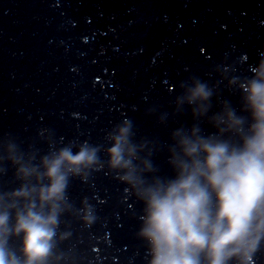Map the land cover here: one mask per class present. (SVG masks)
<instances>
[{"label": "water", "instance_id": "95a60500", "mask_svg": "<svg viewBox=\"0 0 264 264\" xmlns=\"http://www.w3.org/2000/svg\"><path fill=\"white\" fill-rule=\"evenodd\" d=\"M262 63L264 0H0V194L23 183L12 154L36 165L100 149L70 176L45 264H150L144 205L110 167V134L130 126L141 158L153 149L145 178L174 179L173 132L216 133L208 121L224 102L248 119L240 84ZM197 80L213 89L200 119L181 103ZM6 246L23 264V234ZM249 264H264V238Z\"/></svg>", "mask_w": 264, "mask_h": 264}, {"label": "clouds", "instance_id": "9594fccd", "mask_svg": "<svg viewBox=\"0 0 264 264\" xmlns=\"http://www.w3.org/2000/svg\"><path fill=\"white\" fill-rule=\"evenodd\" d=\"M240 90L248 119L224 102L208 121L216 133L202 135L196 125L173 132L168 162L174 179L145 178L156 171L153 149L141 158L143 145L132 141L130 126L110 134V167L144 205L139 234L148 244L150 264H249L264 238V63ZM212 96L213 89L197 80L181 103L200 119L210 111ZM229 134L238 142L224 139ZM99 151L84 145L74 154L64 147L36 165L22 155L9 156L23 183L0 194V264H20L6 245L10 234L21 233L23 264H45L70 176L100 163Z\"/></svg>", "mask_w": 264, "mask_h": 264}]
</instances>
